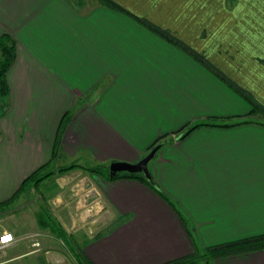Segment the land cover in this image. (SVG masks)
<instances>
[{
  "label": "crops",
  "instance_id": "obj_1",
  "mask_svg": "<svg viewBox=\"0 0 264 264\" xmlns=\"http://www.w3.org/2000/svg\"><path fill=\"white\" fill-rule=\"evenodd\" d=\"M112 1L0 0L14 43L0 209L37 186L89 264H160L264 234V0ZM195 121L215 124L179 135ZM158 136L147 166L173 207L138 178L82 167L135 162ZM23 221L0 223L15 238L0 264H67L20 250ZM213 264H264V248Z\"/></svg>",
  "mask_w": 264,
  "mask_h": 264
},
{
  "label": "trees",
  "instance_id": "obj_2",
  "mask_svg": "<svg viewBox=\"0 0 264 264\" xmlns=\"http://www.w3.org/2000/svg\"><path fill=\"white\" fill-rule=\"evenodd\" d=\"M100 3H103L107 6H110L112 8H120L115 2L112 0H98ZM14 55V43L11 36L5 32L0 33V107H6V94H7V83L5 80V71L9 64L11 63ZM261 109L253 106L251 107L250 111L247 112L246 116L251 115V113L260 111ZM248 120L247 118L243 121ZM228 123V122H227ZM201 124H215L211 121H195L192 123H189L185 129L179 133V135H183L187 131H189L191 128L201 125ZM226 124V122L222 123ZM166 141V137L164 136H158L147 148L150 149L156 144L162 145ZM74 165V164H73ZM73 165L67 166L71 167ZM87 171L90 172H96L101 174L103 177L112 179L116 177H134L138 178L142 181H144L153 191H155L158 195L161 196L162 199H164L168 204H170L173 207V204L167 197V195L158 187V185L153 180L147 181L143 175L140 172H127V171H120L113 175H109L107 164L105 163H93L90 165L82 166ZM36 174V173H35ZM34 172H32L28 177H35ZM27 177V178H28ZM37 178V177H36ZM181 218V217H180ZM50 229L55 231V233L59 237H65V232L63 229L59 226V224L53 220V222H48ZM189 235L191 236L190 230L188 231ZM264 248V234H259L251 237H245L229 242H224L221 244L211 245V246H205L203 247L202 251L193 250L189 254L183 255L178 258H174L165 262H162L160 264H199V260H203L206 263L208 262V258H213L216 256L221 255H228V254H234L238 252H247V251H253V250H259ZM74 257L77 262V264H89V262L84 258V256H81L79 253L74 252Z\"/></svg>",
  "mask_w": 264,
  "mask_h": 264
},
{
  "label": "rangeland",
  "instance_id": "obj_3",
  "mask_svg": "<svg viewBox=\"0 0 264 264\" xmlns=\"http://www.w3.org/2000/svg\"><path fill=\"white\" fill-rule=\"evenodd\" d=\"M7 103V102H6ZM53 101L51 102V104ZM7 105V104H6ZM39 105H42L40 101L35 102L34 106L32 109H39ZM5 107H0V115L4 112ZM72 114V111L69 110V112H65L64 120H69L70 115ZM60 118V117H59ZM67 165L71 164L66 163ZM92 164L91 162H83V165H90ZM57 169V168H56ZM36 171H34V174ZM42 174V172H40ZM43 175V174H42ZM32 177V176H31ZM30 177V178H31ZM33 179L34 176H33ZM36 179H39L37 177ZM33 182V181H32ZM30 183L28 184V186ZM34 189L28 188L22 191V194L17 196L13 201L8 203V205L5 208L0 209V223L3 224V226L11 227L15 226L19 222H28V221H23L24 219H28V217L32 220V226L27 224L22 228L20 231V235H22V238L18 240V242H22L20 244L19 249L20 250H33L35 254L39 257H41L43 254L44 250H47L48 252H59L60 255H62V259H64V255H66L67 258V264H76L73 256H72V251L76 249V247H79V244L72 243L69 240H80L78 237L80 235V231H75L74 233H70L71 238L69 236L65 237H59L55 231L51 230L49 227L48 222H53L56 221L53 216L51 215L49 211V205L46 204L45 197H42L39 199L37 196L38 193V187L34 186ZM37 196V198H35ZM29 203V204H28ZM49 207V208H48ZM106 225V224H104ZM109 225V224H108ZM103 227L98 229L99 231L102 230ZM82 229V228H81ZM97 230V231H98ZM82 232V231H81ZM25 233V234H24ZM75 236L74 239L72 236ZM91 235H94V232L91 233ZM78 236V237H77ZM85 237V239L89 238L87 237V234L82 235ZM89 240H92L89 239ZM26 242V243H24ZM203 249V248H202ZM199 250V251H202ZM63 252H62V251ZM9 252H11L10 249H7L6 246L0 248V260L3 258L4 255H7ZM64 254V255H63ZM217 258H208V262L206 263L203 260H199V264H213V259ZM6 264V263H3Z\"/></svg>",
  "mask_w": 264,
  "mask_h": 264
},
{
  "label": "water",
  "instance_id": "obj_4",
  "mask_svg": "<svg viewBox=\"0 0 264 264\" xmlns=\"http://www.w3.org/2000/svg\"><path fill=\"white\" fill-rule=\"evenodd\" d=\"M159 144L154 145L148 149L137 161L127 162V161H111L107 164L109 175H113L120 171L127 172H140L147 181H152L151 174L149 172L147 163L154 156L156 149Z\"/></svg>",
  "mask_w": 264,
  "mask_h": 264
},
{
  "label": "built area",
  "instance_id": "obj_5",
  "mask_svg": "<svg viewBox=\"0 0 264 264\" xmlns=\"http://www.w3.org/2000/svg\"><path fill=\"white\" fill-rule=\"evenodd\" d=\"M6 237H10V239H5ZM14 240L15 238L10 231L2 230L0 232V248L10 244Z\"/></svg>",
  "mask_w": 264,
  "mask_h": 264
},
{
  "label": "snow or ice",
  "instance_id": "obj_6",
  "mask_svg": "<svg viewBox=\"0 0 264 264\" xmlns=\"http://www.w3.org/2000/svg\"><path fill=\"white\" fill-rule=\"evenodd\" d=\"M5 239H10V237H6Z\"/></svg>",
  "mask_w": 264,
  "mask_h": 264
}]
</instances>
